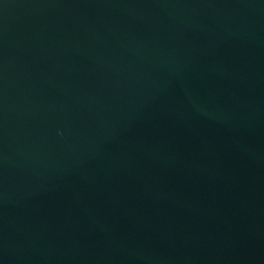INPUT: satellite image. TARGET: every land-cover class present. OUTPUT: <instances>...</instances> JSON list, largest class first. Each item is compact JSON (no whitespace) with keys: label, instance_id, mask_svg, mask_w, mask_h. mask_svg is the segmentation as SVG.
Listing matches in <instances>:
<instances>
[{"label":"water","instance_id":"95a60500","mask_svg":"<svg viewBox=\"0 0 264 264\" xmlns=\"http://www.w3.org/2000/svg\"><path fill=\"white\" fill-rule=\"evenodd\" d=\"M0 264H264V0H0Z\"/></svg>","mask_w":264,"mask_h":264}]
</instances>
